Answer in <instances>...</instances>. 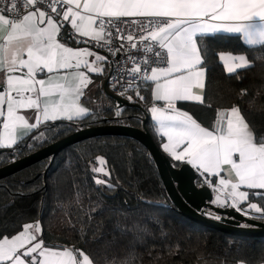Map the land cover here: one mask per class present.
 <instances>
[{"label": "snow or ice", "instance_id": "obj_1", "mask_svg": "<svg viewBox=\"0 0 264 264\" xmlns=\"http://www.w3.org/2000/svg\"><path fill=\"white\" fill-rule=\"evenodd\" d=\"M23 5L24 14L11 17L5 13H15V0L0 8V150L13 149L41 124L72 122L90 114L80 101L92 83L89 74H102L108 58L89 47L62 42V29L68 25L77 44L107 48L113 57L129 47H142L144 59L137 62L129 55L134 66L121 74L127 72L130 78L126 91L137 82L153 84L148 111L158 135L167 138L163 151L204 178L217 193L213 205L264 220V134L236 105L218 109L211 129L177 106V102L204 103L207 69L202 39L239 34L248 46H264V0H23ZM113 39L120 41L118 48L111 47ZM219 58L229 74L251 65L246 55L221 53ZM142 64L155 66L149 71ZM136 96L144 99L139 91ZM26 110H35L34 123L23 114ZM43 138L41 133L32 139ZM96 160L101 166L93 172L109 176L107 161ZM96 183L113 187L101 179ZM253 197L261 203L250 202ZM245 203L247 207H241ZM0 264L96 261L74 247L46 246L36 221L0 238ZM121 264L130 261L126 258Z\"/></svg>", "mask_w": 264, "mask_h": 264}, {"label": "trees", "instance_id": "obj_2", "mask_svg": "<svg viewBox=\"0 0 264 264\" xmlns=\"http://www.w3.org/2000/svg\"><path fill=\"white\" fill-rule=\"evenodd\" d=\"M200 47L207 69L204 103L178 105L207 127L213 126L218 109L236 105L264 134V46H247L238 34H216L202 39ZM221 52L244 54L251 65L226 73ZM139 92L141 104H147L149 87ZM107 123L144 127L166 155L148 114L129 102L94 109L81 120L43 124L13 149L0 150V167L79 128ZM41 133L42 140L32 139ZM99 156L107 161L111 188L96 183L93 168ZM196 181L204 183L198 175ZM251 201L261 203L258 197ZM36 221L46 246L80 249L96 264H121L126 258L130 264H264V237L224 233L182 216L148 149L131 137H92L1 178L0 238Z\"/></svg>", "mask_w": 264, "mask_h": 264}, {"label": "water", "instance_id": "obj_3", "mask_svg": "<svg viewBox=\"0 0 264 264\" xmlns=\"http://www.w3.org/2000/svg\"><path fill=\"white\" fill-rule=\"evenodd\" d=\"M110 95L117 101V108L129 103L123 97L111 93ZM146 120L147 118L144 122ZM107 135L131 137L148 149L172 203L181 215L191 222L233 235L264 237V220L251 219L231 207L221 208L213 205L211 202L216 198L217 193L212 187L205 183H197V173L190 165L182 163L174 166L170 158L160 151L151 133L144 127L107 123L79 128L38 150L1 166L0 179L39 160L55 156L69 145L92 137ZM216 216L220 219H216Z\"/></svg>", "mask_w": 264, "mask_h": 264}, {"label": "crops", "instance_id": "obj_4", "mask_svg": "<svg viewBox=\"0 0 264 264\" xmlns=\"http://www.w3.org/2000/svg\"><path fill=\"white\" fill-rule=\"evenodd\" d=\"M220 34H226V33H220ZM241 40H242V38H241ZM62 42H65V43H67V45L69 47H74V48L75 47H89L92 51H95V52H97L100 55H104L99 50H96V49H94V48H92V47H90V46H88L86 44H83V43L77 44L75 40H72L70 38V36L66 35L65 33L63 34ZM242 42L244 43L243 40H242ZM221 53H223V54H233V55H244V54H241V53H231V52H221ZM89 59H94V57H90ZM221 63H222L224 71L226 72L223 61H221ZM103 68H104V70H103L102 74H94V73H90L89 74L92 83L85 89L84 95H83V97L81 98V101H80L82 106L90 109V112H92L94 109L98 110V109H102V108H106V107L117 108V106H118L117 101L110 95V91L108 89L107 76H108L109 68H108V65H107L106 62H104ZM40 78H44V77L41 76ZM2 79H3V76H2V74H0V80H2ZM147 86L149 87V101H148L147 104H142V106L144 107L143 108L144 111L148 114V116L150 118V122H151V124H152V126H153V128L155 130V133H156V135H157V137L159 139V142H160V146L162 148V144L167 142V138L166 137L162 138L160 135H158V133L156 131L155 122L152 120L151 113L148 111V109L152 106V103H153L152 95H151V90H152L153 84L151 82H148ZM127 96H131V95L130 94L126 95L124 97V99L128 100ZM178 103H185V102H177V106L179 108H181L182 111H187L186 109L180 107L178 105ZM158 106L162 107L163 104L161 102H158ZM23 114H25L26 117H28L30 119V122H33V123L35 122V119H36L35 110H26V111L23 112ZM46 123H48V122H46ZM42 125L43 124H41L39 127H41ZM204 127H207V126H204ZM208 128L211 129L212 127H208ZM165 154L172 160V158L167 153H165ZM197 175L200 176L199 174H197ZM200 178L202 180H204L203 177L200 176ZM213 183H215V178L213 179ZM250 202H253V201L250 200ZM241 207L246 208L247 204H245L244 206H241ZM17 233H15V234H17ZM15 234H13V235H15ZM11 236H9V237H11ZM240 264H243V263H240Z\"/></svg>", "mask_w": 264, "mask_h": 264}, {"label": "built area", "instance_id": "obj_5", "mask_svg": "<svg viewBox=\"0 0 264 264\" xmlns=\"http://www.w3.org/2000/svg\"><path fill=\"white\" fill-rule=\"evenodd\" d=\"M16 2V10L15 13H5L11 16L13 15H22L24 14V5H23V0H15ZM13 3V0H0V8H7L10 7L11 4ZM65 34L69 35V32L71 31L70 27L68 25L65 26L64 29ZM88 46L99 50L100 52H102L104 54V56H106L108 59L106 61L108 68H109V72H108V76H107V84H108V89L110 91L111 94L115 95V96H120V97H125L126 95L130 94L132 96V100L129 102L132 104H136V105H140L142 106L140 99L135 96L133 93H136L137 91H140L143 87H145L147 85L148 82H137V84H135L131 89H128L127 91L125 90L127 88V84L129 82V76L127 74V72H124L123 75L121 74V70L125 69V68H131L134 65L128 60V56H133L137 58V62H140L144 59L145 57V53L142 50V47L139 48V50L136 49H130L127 52L124 53H120L117 56L113 57L109 54V51L107 48H97L95 46H93L92 44H88ZM120 46V41L113 39L112 45L111 47L113 49L118 48ZM142 68L143 67H148V70L150 71V67L151 66H155L153 65H141ZM113 84H116V87H113ZM124 93V95H120V93ZM142 108H144L142 106Z\"/></svg>", "mask_w": 264, "mask_h": 264}, {"label": "rangeland", "instance_id": "obj_6", "mask_svg": "<svg viewBox=\"0 0 264 264\" xmlns=\"http://www.w3.org/2000/svg\"><path fill=\"white\" fill-rule=\"evenodd\" d=\"M99 157H102V156H99ZM101 165L97 162V160H96V162H95V164H94V167H100ZM104 167L106 168V170L108 171V169H107V167L104 165ZM96 179H101V180H105V181H107L108 182V180H107V176H105L104 174H102V173H97V175H96ZM101 185H103V184H101Z\"/></svg>", "mask_w": 264, "mask_h": 264}]
</instances>
